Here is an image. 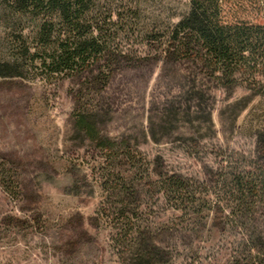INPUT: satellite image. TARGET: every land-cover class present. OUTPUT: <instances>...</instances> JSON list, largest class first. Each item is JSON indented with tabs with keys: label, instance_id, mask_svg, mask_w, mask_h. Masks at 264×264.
I'll list each match as a JSON object with an SVG mask.
<instances>
[{
	"label": "rangeland",
	"instance_id": "obj_1",
	"mask_svg": "<svg viewBox=\"0 0 264 264\" xmlns=\"http://www.w3.org/2000/svg\"><path fill=\"white\" fill-rule=\"evenodd\" d=\"M188 9L94 0L104 49L72 75L30 59L35 29L0 4V62L21 72L0 77V264H264V74L171 54Z\"/></svg>",
	"mask_w": 264,
	"mask_h": 264
},
{
	"label": "trees",
	"instance_id": "obj_2",
	"mask_svg": "<svg viewBox=\"0 0 264 264\" xmlns=\"http://www.w3.org/2000/svg\"><path fill=\"white\" fill-rule=\"evenodd\" d=\"M0 4L3 18L18 26L20 38L27 27L35 29L33 51L25 47V54L50 73L82 74L97 63L104 46L89 16L94 0H0ZM188 4V12L169 31L171 54L205 62L217 79L233 80L248 71L264 74V0H188ZM20 73L18 60L0 62V77ZM90 112L83 109L77 123L92 139L96 131ZM0 184L5 185L2 177ZM177 184L168 186L177 189ZM135 262L151 264L150 253L137 255Z\"/></svg>",
	"mask_w": 264,
	"mask_h": 264
}]
</instances>
